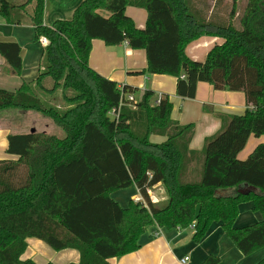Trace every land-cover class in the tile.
<instances>
[{
  "label": "trees",
  "instance_id": "obj_1",
  "mask_svg": "<svg viewBox=\"0 0 264 264\" xmlns=\"http://www.w3.org/2000/svg\"><path fill=\"white\" fill-rule=\"evenodd\" d=\"M201 0H84L70 20L43 22L44 0H26L24 14L35 40H47L38 77L19 90H0V111L36 113L59 128L63 136L46 133L11 134L0 161V264H35L24 260L27 239L44 242L55 252L75 250L76 264H109L139 249V239L151 227L186 230L200 243L213 223L235 248L250 256L264 248V144L243 161L237 158L250 136H264V0H246L234 24L238 2L231 0L225 22L206 18ZM128 6L143 8L144 29L125 15ZM13 7L0 0V17L7 24ZM104 11L108 16H102ZM202 37L223 40L193 61L186 47ZM92 40L106 46L126 42L146 54V73L176 78V95L194 99L198 83L215 90L242 92L247 109L223 117V127L191 151L192 125L170 119L168 96L154 102L145 91L139 101L125 96L136 91L118 86L91 70ZM0 55L15 75L21 71L20 48L0 43ZM50 81L51 88L44 82ZM37 92L60 93L66 105H46ZM132 105L134 109H132ZM114 110L116 117L109 113ZM151 136H162L152 144ZM161 183L165 207L155 208L147 191ZM134 186L144 205L130 201L121 208L111 194ZM240 186L252 187L247 194ZM233 190L231 195L223 192ZM251 202L260 223L234 228L238 207ZM208 256L201 264H218ZM51 264V263H48ZM258 264H264L262 259Z\"/></svg>",
  "mask_w": 264,
  "mask_h": 264
},
{
  "label": "crops",
  "instance_id": "obj_2",
  "mask_svg": "<svg viewBox=\"0 0 264 264\" xmlns=\"http://www.w3.org/2000/svg\"><path fill=\"white\" fill-rule=\"evenodd\" d=\"M13 7L11 20L20 21L19 24H7L0 17V43H14L20 48L21 71L15 75L7 67L0 55V90L15 92L22 84L33 83L38 77L43 46L36 47L34 29L24 14L26 0H8ZM84 0H44L43 22L51 26L57 20H70L74 10ZM102 16H108L99 11ZM125 15L130 18L137 29H144L147 14L143 8L128 6ZM223 40L217 37H202L189 44L185 53L193 61L203 62L207 52L215 45H221ZM88 66L101 77L115 82L118 86H127L136 92L132 94L134 102L139 101L145 91L157 97L168 96L172 106L170 119L180 126L192 125L194 134L189 142L191 151L200 152L205 140L215 136L223 127L221 119L229 116H239L247 109L242 92L219 91L207 83H198L194 99H182L176 95V78L166 75H150L146 73L147 61L143 50H132L126 42L116 46H106L100 40H92L88 56ZM50 83V81H47ZM128 95L126 94L125 98ZM14 117L21 121L25 114L15 110ZM4 110L0 111L3 113ZM24 119H26L24 117ZM29 119V117L27 118ZM40 120V119H39ZM43 121V120H42ZM31 127L15 122L3 123L0 118V161L12 159L6 153L8 137L13 134H27L24 129ZM46 130L39 131L44 133ZM166 140L162 136H151L152 144H162ZM264 144V136L259 138L250 136L244 149L238 154L239 160H245L253 149ZM233 190L223 192L224 195L233 194ZM149 200L155 208L166 206L168 198L161 183L149 189ZM139 197L138 190L132 186L125 190L111 194V198L121 208H126L130 201ZM262 221L259 212L253 211L251 202L242 203L238 207V216L234 228H243ZM193 231L179 229H158L151 227L139 239V249L121 258L108 260L109 264H181L180 261L188 258L185 264H201L208 256L219 259L218 264H258L264 259V248L250 256H243L225 235L220 223H213L200 243L192 241ZM27 248L22 256L24 260H31L35 264H76L79 254L75 250L55 252L44 242L37 239H27Z\"/></svg>",
  "mask_w": 264,
  "mask_h": 264
},
{
  "label": "rangeland",
  "instance_id": "obj_3",
  "mask_svg": "<svg viewBox=\"0 0 264 264\" xmlns=\"http://www.w3.org/2000/svg\"><path fill=\"white\" fill-rule=\"evenodd\" d=\"M246 0H240L238 2V8H237V16L234 20V24L236 27H238V16L242 13L243 8L245 7ZM231 7V0H201L197 8L201 11L202 14L208 19H216L222 22H225L228 18V14ZM36 47L41 49V43H36ZM205 59V58H204ZM45 88H51V84L47 83V81L44 82ZM36 95L41 98L42 102L46 105H52L56 107L58 110H64L66 108V105L61 100L60 93H56L54 96L49 97L45 96L42 93L37 92L35 90ZM16 109H5L3 113H1L0 118L3 123H9L13 124L15 122H22L24 127L28 125V127H31L34 131H31L29 128L24 129V133H38L39 131L46 130L44 133L48 135H56L58 137H62L63 133L62 131L53 125L51 121L48 119H45L41 116H39L36 113H30L29 115L25 114L24 117H22L21 121H18L16 117L13 116ZM29 117V119H27ZM40 119V120H39ZM43 120V121H42ZM243 161V160H242Z\"/></svg>",
  "mask_w": 264,
  "mask_h": 264
},
{
  "label": "built area",
  "instance_id": "obj_4",
  "mask_svg": "<svg viewBox=\"0 0 264 264\" xmlns=\"http://www.w3.org/2000/svg\"><path fill=\"white\" fill-rule=\"evenodd\" d=\"M39 42L41 43V45H42L43 47H45L46 44H47V40H46L45 38H43V37H40V38H39ZM159 99H160V97H158L156 103L159 102ZM126 100H127L128 102H130V103H133V102H134V99H133L132 95H128V96L126 97ZM132 109H134V106H133V105H132ZM109 116L112 117V118L116 117V113L114 112V110H112V111L109 113ZM147 193L149 194V190L147 191ZM134 202H135V203H141L142 205H144V202H143V200H142V198H141L140 196H139L138 198H136V199L134 200ZM192 228H193V226L191 227V229H192ZM187 261H188V258L186 257V258L182 259V260L180 261V263H181V264H185Z\"/></svg>",
  "mask_w": 264,
  "mask_h": 264
},
{
  "label": "water",
  "instance_id": "obj_5",
  "mask_svg": "<svg viewBox=\"0 0 264 264\" xmlns=\"http://www.w3.org/2000/svg\"><path fill=\"white\" fill-rule=\"evenodd\" d=\"M253 190L254 189L252 187L240 186L237 191L240 194H247V193H249L250 191H253Z\"/></svg>",
  "mask_w": 264,
  "mask_h": 264
}]
</instances>
